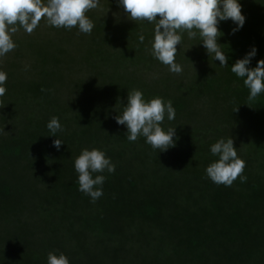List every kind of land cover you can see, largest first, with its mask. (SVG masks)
Here are the masks:
<instances>
[{
  "label": "trees",
  "instance_id": "1",
  "mask_svg": "<svg viewBox=\"0 0 264 264\" xmlns=\"http://www.w3.org/2000/svg\"><path fill=\"white\" fill-rule=\"evenodd\" d=\"M240 3L239 31L218 24L228 66L184 33L180 74L149 54L153 26L126 19L115 0L86 12L90 34L43 18L11 34L16 47L0 56V264H46L49 251L69 264H264V93L248 101L229 68L253 45L248 67L264 59V0ZM131 89L171 101L175 119L161 126L175 127L174 146L126 139L113 117ZM52 116L59 150L45 127ZM228 136L246 180L225 187L204 168L216 159L209 145ZM82 148L115 165L95 202L77 190L72 158Z\"/></svg>",
  "mask_w": 264,
  "mask_h": 264
},
{
  "label": "clouds",
  "instance_id": "2",
  "mask_svg": "<svg viewBox=\"0 0 264 264\" xmlns=\"http://www.w3.org/2000/svg\"><path fill=\"white\" fill-rule=\"evenodd\" d=\"M118 9L123 11L126 19L143 21L151 24L152 35L148 41L149 54L168 71L175 74L182 72V66L175 61L176 46L181 44L182 34L188 39H199L207 57L219 62L220 67L226 64V53L217 41L223 33L218 30L222 21H231L234 27L230 34L239 31L245 17L241 12L240 0H115ZM99 0H0V56L12 51L16 44L12 39L18 28L25 33H32L41 18L54 27L68 30L73 27L78 32L90 34L94 24L86 12L97 8ZM138 44H144L145 36L137 33ZM187 50V49H186ZM256 55L255 46H250L242 58L236 59L229 68L248 89L247 100H255L264 93V59L256 60L254 67H248ZM6 74L0 72V96L6 88ZM126 103L121 105L120 114L113 117L117 125L126 129V139L134 142L143 137L144 142L154 150L165 151L175 144V127L162 128L165 118L175 119V109L170 100L153 96L146 99L138 89L127 90ZM237 108V107H236ZM234 109V111L236 110ZM49 135L53 136L52 144L57 150L63 142L56 138L63 131L57 117L52 116L47 122ZM209 153L216 159L209 162L205 168V176L214 184L229 187L239 176L243 183L246 177L242 175L244 161L237 155L231 137L218 138L209 145ZM72 166L76 175L77 190L95 202L103 195L102 185L106 179L102 173L111 174L115 165L102 150L82 148L79 154L72 158ZM95 174V175H93ZM46 264H69L68 258L62 252L49 251L46 254Z\"/></svg>",
  "mask_w": 264,
  "mask_h": 264
}]
</instances>
